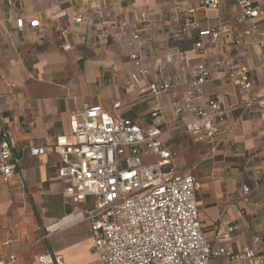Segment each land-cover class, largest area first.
<instances>
[{
	"label": "crops",
	"instance_id": "1",
	"mask_svg": "<svg viewBox=\"0 0 264 264\" xmlns=\"http://www.w3.org/2000/svg\"><path fill=\"white\" fill-rule=\"evenodd\" d=\"M200 1H179L197 10L198 28L174 41L169 31L180 24L175 0H0V130L3 125L17 146L46 148L43 155L24 157L25 188L17 178L8 184L0 180V255L14 254L16 264H37V256L49 251L65 264H100L91 252L88 223L75 216L62 196L59 160L52 151L56 138L71 139V117L84 105H99L142 129H159L161 144L172 153L166 168L196 180L201 228L214 248L233 255L245 248L264 251V121L259 107L241 108L242 94L228 80L230 66L242 62L254 92L263 96L264 53L254 43L233 46L232 39L252 26L235 22V1L220 0L217 11L200 10ZM99 11L105 19L96 28ZM61 12L64 16L57 17ZM77 15L82 16L80 23L75 22ZM20 17L22 32L15 24ZM123 23L130 27L121 33ZM220 23L228 30L212 43L209 29ZM254 23L264 28V17ZM197 42L205 47L212 73L192 105L207 107L209 100L220 99L232 109L213 145L186 135L181 126L192 115L175 110L187 98L199 62L193 48ZM135 53L146 77L129 86L135 71L130 56ZM154 83L169 88L156 98L140 94V87ZM156 110L154 120L150 115ZM142 161L151 164L155 158ZM58 232L62 236L50 245L51 235ZM209 264L240 262L223 256Z\"/></svg>",
	"mask_w": 264,
	"mask_h": 264
},
{
	"label": "built area",
	"instance_id": "2",
	"mask_svg": "<svg viewBox=\"0 0 264 264\" xmlns=\"http://www.w3.org/2000/svg\"><path fill=\"white\" fill-rule=\"evenodd\" d=\"M175 1L180 24L169 31L174 41L198 28L197 10L180 5V0ZM233 1L239 8L235 22L252 23L249 29L232 39L233 46L242 49L254 43L264 53V28L254 23L264 17V0ZM219 6L220 0H201L199 9L217 11ZM62 16L63 12L57 15ZM104 19L103 12L99 11L95 27L101 28ZM81 20L82 16L77 15L75 22ZM15 24L17 31L22 32L24 18H17ZM129 27L128 23H123L120 32ZM227 30L222 23L209 29L211 42H217ZM254 35V40L247 41ZM132 38L139 41L136 33ZM193 48L199 55V62L187 85V98L175 110L192 115L181 126L186 135L196 143L213 145L232 109L225 108L220 99L209 100L207 107L192 105V100L201 95V87L212 73L204 58V45L197 42ZM130 58L135 71L129 86H134L145 79L146 71L138 53ZM228 80L242 94L241 108L259 107L264 121V95L254 92L248 67L242 62L231 65ZM168 88L167 83H154L140 87L139 92L141 95L149 92L156 98ZM157 113V110L153 111L150 116L156 120ZM70 128L71 139L58 137L52 146L59 160L57 176L62 183L63 198L73 205L75 216L88 223L91 252L100 264H209L211 259L223 256L238 259L240 264H264L262 250L245 248L233 255L225 248H214L212 241L205 237L198 216L196 180L190 174H178L166 168L172 153L161 144L158 128L142 129L137 123L115 117L99 105H84L72 115ZM45 151L44 147L17 146L2 125L1 183L8 184L17 178L20 186L25 188L24 157H37ZM148 156L154 157L155 161L143 163L142 158ZM249 191L243 189L244 194ZM233 230L234 227H230L229 232ZM228 237L229 234L225 235ZM254 240L260 242L258 238ZM16 262L14 254L0 255V264ZM36 262L65 264L60 256L51 252L37 256Z\"/></svg>",
	"mask_w": 264,
	"mask_h": 264
},
{
	"label": "rangeland",
	"instance_id": "3",
	"mask_svg": "<svg viewBox=\"0 0 264 264\" xmlns=\"http://www.w3.org/2000/svg\"><path fill=\"white\" fill-rule=\"evenodd\" d=\"M76 230L78 231H81L82 230V226H80V225H78L77 227H76ZM62 236V233H55L54 235H51V238L49 239V243H50V245L52 244H54V241H55V239H56V237H61ZM49 252V251H48Z\"/></svg>",
	"mask_w": 264,
	"mask_h": 264
},
{
	"label": "bare ground",
	"instance_id": "4",
	"mask_svg": "<svg viewBox=\"0 0 264 264\" xmlns=\"http://www.w3.org/2000/svg\"><path fill=\"white\" fill-rule=\"evenodd\" d=\"M49 228V227H48ZM52 229V228H51ZM50 230V229H49Z\"/></svg>",
	"mask_w": 264,
	"mask_h": 264
}]
</instances>
